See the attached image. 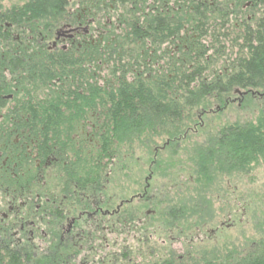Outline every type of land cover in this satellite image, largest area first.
I'll list each match as a JSON object with an SVG mask.
<instances>
[{
  "label": "trees",
  "instance_id": "trees-1",
  "mask_svg": "<svg viewBox=\"0 0 264 264\" xmlns=\"http://www.w3.org/2000/svg\"><path fill=\"white\" fill-rule=\"evenodd\" d=\"M83 1H90L93 5L94 2L104 4L108 10L110 5L114 6L113 9L123 7L120 5L132 6L126 8L125 17L119 18V24H124L125 29L110 40V47L100 50L99 41L96 51L88 48L79 53L81 59L77 58L76 52L51 53L42 45H33L30 49L8 48L4 50L2 60L3 64L10 62V66H15L19 62L25 67L22 73L26 74V86L33 81L46 85L50 90L48 92L53 97L38 103L41 115H47L41 122L44 131L49 127L50 118L55 117L61 123L72 118L64 114L66 111H81L84 105L92 110L103 107L94 116L100 130L96 132L93 129L91 133L101 132L102 136L95 135L101 143L98 151L91 152V164L83 170L86 175L78 178L77 162L71 161L65 167L70 173L77 171L70 176L79 187L89 181L99 188L98 178L107 167L118 142L137 134L146 135L142 140L154 144L158 133L175 142L184 136L186 139L191 131L195 132L193 112L197 106L221 103L227 107L226 102L238 90L248 93L251 89L264 90V17L259 16L254 24L241 19L242 6L247 0H214L212 3L210 0H176V10L168 7L169 0H157L155 11L151 6L146 10V0ZM254 2L264 5V0ZM72 4L75 5L73 0L71 3L70 0H27L0 13V23L15 25L12 30L15 34L50 36L69 20L68 11ZM180 13L185 14L181 16ZM12 31L0 27V38L12 36ZM105 37L103 34V40ZM167 42L170 47L163 48L158 56L156 52L159 48L161 50V43ZM12 43L13 40L8 45ZM227 46L230 53L224 60V67L207 72L220 57L226 56ZM142 47L151 48L146 56H139ZM210 49L214 50L211 55L208 53ZM31 56H34L35 63H29ZM96 63L98 70L105 64L107 67L111 65L110 76L115 81L108 78L106 84L101 85L97 80L99 74L92 72ZM145 72H150L151 77H145ZM22 84L25 85L24 82ZM248 93L241 95L248 99ZM95 98L97 101L102 98V101L93 109L97 106ZM258 117L253 123L224 125L209 141L197 144L190 168L192 166L193 183L200 186L194 189L198 195L205 192L206 179L217 176L222 180L234 173L240 175L261 163L264 159V113ZM62 137L63 141L61 138L59 142L64 148L69 147L71 137ZM52 139L43 136L42 148L53 151ZM72 152L79 160L74 147ZM189 201H178L181 205L173 206L170 218L178 224L184 217L196 221L193 229L197 233L204 221L203 217L199 216L201 220L194 216L197 214L195 211L189 212L191 203L195 201L193 195ZM195 205L198 206L199 202H194ZM259 226V238L246 250L228 249L225 253L215 250L210 255L204 250L202 254L189 253L182 261L165 259L159 264H264V225ZM30 256L32 252L20 251V261L12 258L9 264H28Z\"/></svg>",
  "mask_w": 264,
  "mask_h": 264
},
{
  "label": "flooded vegetation",
  "instance_id": "flooded-vegetation-1",
  "mask_svg": "<svg viewBox=\"0 0 264 264\" xmlns=\"http://www.w3.org/2000/svg\"><path fill=\"white\" fill-rule=\"evenodd\" d=\"M210 1L212 3L214 0ZM106 8V5L95 2L94 5L90 1L78 2L69 9L68 21L63 22L50 36L36 35L38 40L31 33L15 34L12 23H0L5 31L13 30L12 36L0 38V158L4 156L5 165L0 173L8 178L5 184L4 181L0 184V188H5L3 194L7 195L4 199L0 198V264L12 263L14 258L20 261V251L32 252L28 264H35L39 258L47 261L52 258L53 264H71L73 258L83 251L86 252L83 264H104L106 260L116 263L119 256L114 248L105 252L102 259L100 240L106 238L102 236L105 230L114 236L119 226L135 224L143 231L147 218L155 217L171 227L178 226L174 220L170 224L166 221L172 212L171 201L165 198L171 193L170 188L167 185L156 186L155 177L160 166L159 159L165 156L168 145L172 147L186 136L176 142L168 136L155 137L154 145L160 138L167 139L166 144L155 148L145 183L135 186L129 198H118L103 185L95 188V184L89 181L79 187L70 176L76 171L70 173L65 168L73 161L70 148H64L59 142L61 138L63 141L62 136L72 135V127L64 129L66 122H58L53 117L44 131L41 122L47 115L40 113L33 84H25L26 74L22 73L25 67L19 62L15 66H10V62L2 63L4 50L23 47L22 38L27 40L25 48L42 45L51 53L76 52L77 58L81 59L82 51L88 48L96 51L98 42L103 40V30L108 25L102 28L99 12ZM110 8L114 6L110 5ZM11 39L14 43L9 46ZM28 61L35 63L34 56L29 57ZM73 113L64 112L65 115ZM91 129H94L93 125L87 126L86 131L84 127L78 128L74 136L82 134L90 137ZM43 136L53 138V151L42 148ZM50 169H54L58 176L54 186L47 183ZM191 179L193 181L194 177L191 176ZM32 182H41V185L37 189L34 183L31 185ZM192 231L195 236V229ZM171 239L173 237L170 236L169 241ZM112 243L115 244V241ZM128 248L121 251L120 257L129 258L131 264V257L135 256Z\"/></svg>",
  "mask_w": 264,
  "mask_h": 264
},
{
  "label": "rangeland",
  "instance_id": "rangeland-1",
  "mask_svg": "<svg viewBox=\"0 0 264 264\" xmlns=\"http://www.w3.org/2000/svg\"><path fill=\"white\" fill-rule=\"evenodd\" d=\"M25 1L27 0H0V13L12 10L15 8L14 6H17V4L20 5ZM81 1L83 0H73L75 5L78 4V2L81 3ZM160 1L164 2L163 0ZM157 2V0L155 3L153 0H146L144 6H146V10H149L151 6L152 10L155 11L156 9H154V7L158 5ZM75 5L72 4V8ZM167 5L171 9H173V7L175 9V7H177L176 0H169ZM120 6L124 8H111L110 10L106 8L103 12H99L102 27L106 26V24L108 25V30H103L106 36L105 40H101L102 38H100V50L103 47H110V40L115 37L117 32L125 29L124 24H119V18L121 19V16L125 17L124 12L127 11L126 8H132V6ZM242 9L243 12L240 18L245 20L247 24H254L259 16L264 17V5L256 4L254 0H247L242 6ZM150 12L152 13V11ZM182 14L185 13H180L181 16ZM213 20L212 18V21ZM15 28L14 25L13 29ZM96 36L97 38L99 37L97 32ZM21 40L23 41L22 48H25L27 41L24 39ZM107 43H109V45H106ZM161 44V50H159V48L156 52L158 56L162 54V50L170 47L168 42ZM129 47H133V44H129ZM147 50L150 51L151 48H140L139 56L140 54L146 56ZM225 51L227 52L226 56L220 57L215 65L211 66L207 72L216 71L217 69L220 70L224 67V60L230 53L228 52L230 51L228 46ZM208 53L211 55L214 53V50L210 49ZM97 66L98 64L96 63L95 66H93L95 68H92V72L99 74L97 80L101 85H103V83L106 84L105 80L108 78L115 81V79L110 76V72L112 71L111 65L107 67V64H105L101 69L99 68L100 70L97 69ZM144 76L150 78V72H145ZM32 83L35 87L34 93L37 95V101L49 100L53 97L48 92L50 90L46 85H39L33 81ZM238 92L243 93L242 90H238ZM248 95L250 99L246 98L241 100L243 95L236 93L226 102L227 107L220 105L221 103H210L207 107H203L202 105L197 106L193 112L196 123V125L193 126L195 132L191 131L186 139H183L181 142L179 141L177 144H173L172 147L168 145V148L165 150V156L159 159L160 166L156 170L155 177L156 186H169L171 193L165 198L171 201L170 206H172V212L174 211V205H181L177 203L178 201L181 200L190 203L189 198L193 195L195 199L194 202H199V205L194 206V202H192L191 208L188 205L190 208L189 212L195 211V213H197L194 215L195 217H203L204 222L201 231H198L194 236L192 228L196 221L188 220L186 217L182 218L181 223L178 224L179 226L177 227H171L166 223H162L155 217L151 219L147 218L143 231L138 227L136 228L135 224H127L125 227L119 226L117 228L119 231L115 232L114 236L112 232L110 233L105 230L102 236L106 238L100 240V244L103 246V250L101 251L102 259L104 258L103 254L113 248L117 250V256L119 257H117L116 263L112 260H106L104 264H130V262H128L129 258L124 259L120 257L121 251L127 246L131 254L135 256L131 257L133 259L131 264H159L165 259H177L176 261H182L183 257L189 253L193 255L196 252H200V254H202L204 250L209 252L208 255L213 254L215 250V252L219 253H225L229 251L228 249L233 250L236 248L246 250L249 245L251 246L255 243L259 238V225H264V159L261 160V163L255 164V167H252L249 171H244V173L240 175L234 173L231 176H225L222 180L220 178L218 179L217 176L216 178L211 177L212 179H206V187L203 189V191L205 190V195L204 193L198 195L194 190L200 186L193 183L191 179V176H193L192 166L190 168V165H192L191 159L194 153L193 151L197 144H204L206 140L209 141L210 137L215 135L224 125L253 123L258 120V116H260L261 113H264V90L251 89ZM102 98H99L98 101L95 98L94 101L97 106L93 107V109L98 107ZM101 109H103V107L92 110L84 105L81 111H77L71 115L72 118L69 120L66 119V126L63 127L64 129L72 127V135L69 134L71 140L68 146L70 147L69 150L72 153L74 163L77 162L79 164L78 171L80 172H78V178L86 175L83 170H87L91 164V152L98 151L101 143V140L98 139L97 136L100 137L102 135L101 132L95 133L97 136L91 134L94 132L93 130L90 131V137H86L82 134L74 136V134H76L78 128L81 129L84 127L86 131V127L91 124L94 126L96 132L99 131L100 129L96 124L94 116L98 115ZM80 112H82V114H80ZM159 135L163 134L158 133L157 136ZM144 137L147 136H139L136 134L128 140L120 141L123 142L122 144L118 142L117 147H115L112 152V157L107 167L98 178L99 187L103 185L102 187L107 188L109 193L115 194L118 198H123L125 196L129 198L133 194L135 186L137 187L145 183L146 176L149 173L150 162L154 156L153 152L156 147L166 144L165 142L167 139H157L158 141L155 142L154 145L152 142L149 144V142L143 141L142 139H144ZM73 147L74 151H77L79 155V160L75 158L72 152ZM3 164L4 156L0 158V170L5 167ZM84 164L85 167L83 168ZM50 170V174L47 175V183L54 186L57 184L56 180H58V176L54 169ZM6 177L7 176L4 177L2 173H0V184H2L3 181L5 184V181L8 179ZM33 183L37 189L39 185H41V182H32L31 185H33ZM4 189L2 187L0 188V195H3V197L0 196V198L3 199L7 197L6 194H3ZM170 217L166 219L169 224L173 221ZM191 217L189 219H191ZM199 219L202 220L200 217ZM168 231H170V234ZM170 236L173 237V239L169 241ZM193 236L194 238L192 239ZM112 241H115V244H113ZM114 245L116 246L114 247ZM84 255H86V252H80V255L73 258L71 264H83L85 262ZM46 257L48 258V256ZM42 263L53 264V259L49 258V261H47L45 258H39L35 264Z\"/></svg>",
  "mask_w": 264,
  "mask_h": 264
},
{
  "label": "water",
  "instance_id": "water-1",
  "mask_svg": "<svg viewBox=\"0 0 264 264\" xmlns=\"http://www.w3.org/2000/svg\"><path fill=\"white\" fill-rule=\"evenodd\" d=\"M237 93H239V94H247L248 92H243V93H242V92H238V91H237Z\"/></svg>",
  "mask_w": 264,
  "mask_h": 264
}]
</instances>
